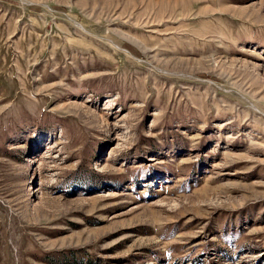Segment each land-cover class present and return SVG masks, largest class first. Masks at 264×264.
<instances>
[{
  "label": "rangeland",
  "instance_id": "374dc122",
  "mask_svg": "<svg viewBox=\"0 0 264 264\" xmlns=\"http://www.w3.org/2000/svg\"><path fill=\"white\" fill-rule=\"evenodd\" d=\"M0 264H264V0H0Z\"/></svg>",
  "mask_w": 264,
  "mask_h": 264
}]
</instances>
